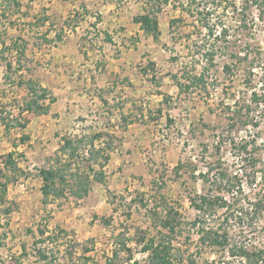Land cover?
<instances>
[{"label":"rangeland","instance_id":"obj_1","mask_svg":"<svg viewBox=\"0 0 264 264\" xmlns=\"http://www.w3.org/2000/svg\"><path fill=\"white\" fill-rule=\"evenodd\" d=\"M20 1L22 11L29 10L28 18L20 12L3 16L5 4L0 0V47L2 40L10 42L13 35L21 34L25 37L28 49L22 61L26 65L24 78H33L48 89L45 101L47 111L56 119L52 117L51 122L46 119L43 122L38 119L42 112L21 110L27 97L26 86H19L13 80H5L6 64L14 61L15 55L5 52L7 60H3L0 55V175L3 180H8L6 200L0 201V264H107L106 257L112 255L115 247H119L115 244L117 241H125L132 251L121 250L114 264H127L130 253L135 264H148L147 254L141 250L142 243L138 241L143 236L148 238L158 235L163 229V219L170 210L178 212L175 217L182 228V234L172 240L173 247L176 248L181 243L182 253L186 256L193 254L199 261L218 259L219 252L209 248L198 253L199 234L193 221L199 212L189 198L190 193L201 194L209 188L217 192L219 182H214L211 177L207 182L201 177L193 178L200 172H207L209 166L214 168L212 175L221 168H227L230 176L237 174L242 179L239 182L242 194L240 193L238 205L230 208L229 212L226 209L211 212L208 214L210 221L222 222L223 226L230 229L233 239L249 247H264V100L259 103L251 100V94L244 87L240 76L224 73L221 67L225 62L224 58L218 60L211 70L208 69L203 84L189 92L184 91L181 96H175L178 88L175 94H168L173 89L169 82H159L162 78L159 74V77L153 78L154 82L163 85L162 88H155L168 94V97L165 96V111L157 112L156 98L137 97L134 95V88H130L136 106L128 100L125 117H121L120 122L115 120L109 126L115 134L109 136L110 148L106 152L109 159L102 169L104 181H96L83 198L72 197L48 204L42 202V181L38 176V169L48 165L50 158L54 159L61 145V136L70 134L68 130H64L66 117L58 120L60 110H65V103L58 101L59 103L51 105L57 94L55 96L50 88L59 84L52 82L50 69L52 68V72L57 71L59 75L62 70L57 67H65L63 69L70 72L79 70L72 69L69 62H56L54 66H50L53 54L59 57L64 50L63 46L56 43L45 42L44 37L50 38L68 16L72 23L78 18L82 20L81 15L83 18L89 16L94 5L91 0L84 5L81 0ZM178 1L187 3L188 0H168L167 3H162V10L157 15L162 14V18L168 16V19L183 15L184 22L178 23L172 30L169 27L160 43L149 35L142 36L140 41L141 44L151 45L150 49L156 46L153 54L148 52V59L152 55L160 63L164 62L165 75L171 71L184 73L185 69L191 70L193 67H196L194 72L199 73L206 64L205 59L194 52L196 46L203 42L204 33H194L189 38L195 29V19L177 6ZM242 1L244 0H236L237 5L241 6ZM143 2L145 9H152L148 5L149 0ZM153 6L155 9L156 6ZM258 11L255 7H249V16L255 18ZM232 15L230 9L223 16L232 22ZM47 16L50 17L48 21L43 23L39 20L38 24H34L36 18ZM253 22L256 38L264 45L263 24L257 19ZM71 32L67 27L65 34ZM74 36L76 35L69 36L68 39ZM51 38L53 40L54 36ZM69 40L66 41L72 42ZM160 46L165 51H160ZM193 58L202 60L197 63ZM158 68L160 70H156L162 72V67ZM263 72L264 67L257 69V79ZM152 73L153 70H150L149 74ZM62 74L63 77L66 76L65 72ZM169 79L172 81L171 77ZM254 85L260 95L264 89V80L255 81L252 86ZM61 92L62 90H57L58 94ZM86 96L90 98L88 93ZM49 98H53V101ZM151 100L155 108L153 114L148 112L146 117L141 116L144 114V103L148 104ZM56 106L57 111L53 108ZM16 117L22 121L27 120L24 130L18 126L8 130L5 126L6 122L15 124ZM79 120L78 127L71 120V127L92 129L93 124L98 125L97 121L86 116L79 117ZM98 120L103 125L109 123L107 117H100ZM48 121L49 124H46ZM59 125L63 127L60 128ZM22 131L29 136L25 144L18 142L16 148L18 166L23 169V173H14L5 166V161L8 153L15 149L13 141H18ZM94 133L97 132L89 131L85 135L89 138ZM103 141L105 140H95L97 148L101 144L106 145ZM87 147L76 153L74 161L81 165L93 162L100 169L97 159L86 152ZM19 153H23L24 158ZM251 158L257 159L255 166H252ZM99 160L102 161L101 157ZM179 162L184 166L175 174L173 170ZM7 206L11 208L8 213L4 210ZM226 214L229 220L225 221L223 218ZM236 214L244 219L240 221ZM41 225H48V234V229L57 227L67 230V234H61L58 239H47L43 244L38 242ZM188 237L191 239L187 240ZM39 245L46 247L48 253V258L44 261L36 253L39 248H34ZM225 257L223 259L226 262L239 264L238 258L228 254Z\"/></svg>","mask_w":264,"mask_h":264},{"label":"trees","instance_id":"obj_2","mask_svg":"<svg viewBox=\"0 0 264 264\" xmlns=\"http://www.w3.org/2000/svg\"><path fill=\"white\" fill-rule=\"evenodd\" d=\"M3 2L5 4V9L2 11L3 16L7 17L20 12V14L28 18L29 10L22 11V3L20 0H3ZM167 2L168 0H163V2L149 0L148 5L151 6L152 9L146 7L144 13L134 17V20L141 24V28L144 32L152 36L153 40L158 43L161 42L162 31L160 29L159 16L157 14L162 10V3ZM178 2L179 4L177 6L181 7L195 19L193 23L195 29L191 32L189 38L194 33L197 35L204 33L203 42L196 46L197 48L194 52L201 55L206 62L199 73L194 72V68L196 67H193L191 70L185 69L183 71L184 73L180 74L172 71L169 73L172 80L179 87L180 92H189L191 89H195L203 84L208 69L215 66L218 60L224 58L225 62L222 63L221 66L224 73L232 75L238 74L244 87L250 92L251 100H255L257 103L264 100V89L259 95L257 87L255 85L254 87L252 86L255 84V81L264 80V72L261 73L260 78L257 79V69L264 67V45H261L256 38L253 22L257 19V21L262 22L264 28V0H244L241 6L237 5L236 0H188L187 3H183L182 1ZM153 4L156 6L155 9ZM174 6L176 7V5ZM249 7H255L259 10L258 13L255 14V18L249 16ZM230 9H232L233 14L231 16L232 22L227 21L226 17L223 16L225 12ZM49 19V16L40 19L36 18L34 24H38L39 20L44 23V21ZM184 20L183 15L173 17L170 19L169 27L172 30L178 23L184 22ZM74 22L75 23L71 22L70 17L64 19L61 29L55 35V39L60 40L62 38V32L65 26L74 30L77 20ZM52 26H54V23H52ZM44 39L45 41H50L46 36ZM189 50L191 49L189 48ZM5 52L15 55V60L6 64L5 80L16 81L19 86L25 85L28 90L27 97H25L23 105L20 107L21 110H30L36 113L46 112L48 107L45 101L48 97V89L42 87V85L33 78H24L23 71L26 65L23 64L22 61L27 54V42L25 37L19 34L16 36L13 35L10 42L2 40L0 55L3 60H7V57L4 55ZM200 60L202 59L193 58V61L197 63H199ZM15 78L17 80H15ZM165 96L168 97L167 94H165ZM49 99L53 101V98ZM44 104L46 106H44ZM157 112H161V109H158ZM168 120L172 121L171 118ZM26 124V119L22 121L21 118L16 117L15 124L6 122L5 126L8 130H10L11 127L16 128V126L24 130ZM103 134L104 133L101 132L94 133L91 134L89 138H87L88 135L85 134H64L61 136V145L57 149L53 157L54 159L50 158L48 165L41 166L38 169V176L42 181L41 191L43 196L42 202L44 204L56 200H67L72 197L79 199L83 198L88 195L96 181H104L102 169L109 159V155L106 152L110 148V143L108 142L104 146L99 145L98 148L95 144V140H100ZM28 139L29 136L22 131L18 141H13L15 149L10 151L6 157L5 166L14 173H23V169L18 166L16 148L19 145L18 142L25 144ZM85 147L88 148L86 152L89 156L93 155V157L97 159V162L100 164V169H97L93 162L88 165H81L74 161L76 153L81 148L84 149ZM19 156L24 158L23 153H19ZM99 157H101L102 161L99 160ZM251 161L252 166H255L257 159L251 158ZM183 166L182 163L179 162L178 165L174 167L173 171L175 174H178ZM207 170V172H200L198 176H193V178L201 177L204 182H207L211 177V180L214 182H219L217 183V192L215 189L209 188L201 194L190 193L189 198L191 204L199 212L198 217L193 221L194 228H196V232L199 234L197 244L198 253L201 254L203 249L209 248L211 251L219 252L218 259L210 260L207 258L204 261H199L193 254L184 255L182 253L183 249L181 243L178 247H173L172 240L182 234V228L179 227L180 222H178L175 217L178 212L170 210L163 219V229L159 231L158 235H151L148 238L143 236L138 241L142 243L141 250L147 254L148 264H234V262L229 263L226 262V259H223L226 258V254L230 257L238 258L240 260L239 264H264V247H257L255 245L249 247L233 239L228 227L223 226L222 222H211L208 217V214H211V212H217L219 209H226V211L229 212V210H231L230 208L238 205L241 196L240 193L242 194L239 182H241L242 179H239L237 174L230 176L227 168H221L220 171L217 170L213 175L211 173L214 171L212 166H209ZM2 177L3 176L0 175V201L5 202L8 180H3ZM144 204L147 203H143V205ZM4 210L8 213L11 211V208L7 206ZM227 215L228 214H226L223 220H229V216ZM236 216H239L238 218L240 221L244 219L241 215L236 214ZM47 227L48 225H41L39 227L41 237H38V242L43 243L46 242L47 239H58L61 234H67V230L58 227L57 229H48V234L46 233ZM164 228L165 230L167 229V231H165ZM189 239H191V237L187 238V240ZM115 244L119 247L118 249L115 247L112 255L106 257L107 264H114L121 250H127V252L132 251L131 247H129L125 241H117ZM34 248L35 250L39 248L36 251V253L39 254L38 258L43 261L48 258L46 247L39 245L38 247L34 246ZM174 250L177 252H174ZM132 259L133 255L130 253L127 264H135ZM95 264L100 263L95 262Z\"/></svg>","mask_w":264,"mask_h":264},{"label":"crops","instance_id":"obj_3","mask_svg":"<svg viewBox=\"0 0 264 264\" xmlns=\"http://www.w3.org/2000/svg\"><path fill=\"white\" fill-rule=\"evenodd\" d=\"M81 2L84 5L89 0H81ZM91 2L94 5L92 13L89 16H84V18L81 15L82 20L78 18L75 29H70L71 33L65 34L67 28L65 26L62 38L56 40L55 35L61 26L55 30L53 33L55 35H50L51 37L54 36L53 40L50 37L51 39L48 38L50 41H45L63 46L64 50V53L59 57L53 54L54 58L52 64L49 63L50 66H54L56 62H69L73 66L72 69H79L76 72H70L69 70L65 71L63 69L65 67H57L62 70L60 75L57 71L52 72V68L50 69L52 82L59 84L57 87L50 88L54 91L55 96L57 94L51 105L59 103L58 101L65 103V110L64 112L60 110V118H58V120H62L63 117H66L67 124L64 130H68L70 134H79L82 131L80 135L87 134L89 131L101 132L104 134L100 141L105 140L103 142L108 143L109 136L112 137L115 134L112 133L114 130L109 126L115 120L120 122V118L125 117L128 108L126 107L128 106L127 101L129 100L136 106L130 88H134L136 92L134 95L137 97L156 98V107L161 111H165V92L160 88H155L157 86L162 88L163 85L160 86V83L154 82V77H159V74L162 77L159 82H169L173 91H168V94H175L176 88L178 91L175 96H181L183 92H180L177 84L169 79V74L165 75L164 62L160 63L152 55L151 59H148V52L153 54L156 46L150 49L151 45H144L140 42L141 37L147 34L141 28V24L134 20V17L145 12L143 0H91ZM165 14L163 13V15ZM161 15L159 16V24L163 36L169 28L170 17L169 19L168 16L162 18ZM72 35L76 36L71 37L72 42L68 43L66 40H69V36ZM159 49L165 51L161 46ZM35 60L39 59L35 58ZM158 66L162 67V72L156 70V68L160 70ZM150 70H153L154 74L150 75ZM64 72L67 77H63L62 73ZM154 83L156 86H153ZM81 84L83 85L78 87ZM57 90H62V92L58 94ZM87 93L90 98H87ZM171 98L173 97L171 96ZM53 108L57 111V106ZM143 108L142 113L144 114H141L143 117H146L148 112L150 115L153 114L155 110L152 100L148 104L144 103ZM49 113L48 111L39 113L41 115L38 116V119L43 122L45 119L51 122L54 115ZM57 116L55 115V117ZM85 116L91 118L92 121H97L98 125L92 123V129L71 127L72 121L78 127L79 117L84 118ZM100 117H107L108 125L99 122ZM49 121L46 124H49ZM59 126L60 128L63 127V125Z\"/></svg>","mask_w":264,"mask_h":264}]
</instances>
